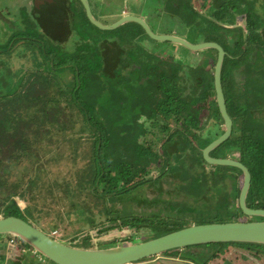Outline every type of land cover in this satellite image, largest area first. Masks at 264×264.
<instances>
[{"label":"trees","instance_id":"1","mask_svg":"<svg viewBox=\"0 0 264 264\" xmlns=\"http://www.w3.org/2000/svg\"><path fill=\"white\" fill-rule=\"evenodd\" d=\"M238 1L240 5H243L241 0ZM34 3V6H31L30 10L33 9L32 15L38 26H43V22H47L48 19L55 22L53 29L46 27L47 35H50L48 37L49 40H38V44L40 45L41 42L45 41L42 44L45 56L47 57L45 60H50L52 65V67L49 64L46 66L43 63L45 71L50 72L51 69H56L57 71H68L72 74L70 80L66 81L61 78V82L66 87L68 86L69 89H67L70 91L72 98L68 94L63 98L66 102V106L64 107L57 100L56 106L52 109V118L54 120L46 121L49 123L48 129L43 133L34 134V136L50 137L56 134L55 131L67 130V124H70L71 127H76L77 124H80L78 131L90 137L92 151L94 152L92 156L94 169L91 181L87 184V187L90 188L92 193L103 200L104 210L102 212L106 211L107 215L113 216V219L109 220L111 224L108 226L104 225L100 232L106 233L113 229H121V226L129 224V215L133 216V213H135L131 207H128L129 203L127 201L129 199L127 196L147 182L143 179L138 181L136 179L139 173H142L141 177L149 173L150 152H153L151 150H153L155 144L145 137L148 136L153 127L159 128V131L164 135H168L163 147L168 152L165 159L168 161V164L172 165L166 172L180 171L182 173L181 178L187 184L181 187L185 192L189 193L188 197H193V195L200 193L201 189L204 186L206 187L208 181L204 171L206 165H209V163L205 160L202 150L198 154L200 156L195 154L193 162L190 160V156L187 157V153L192 151L189 146L194 141L192 140L193 137H196L198 135L196 134L197 131L203 127L200 124V112L208 109L211 115L212 108L213 116L224 121L216 101L214 75H211V69H209L211 68V62L216 63L217 59L213 56H217L218 51L207 48L196 52L202 55L201 59L206 62L208 69L203 65L191 69H188L186 66H183V68L182 65H179V67H168L166 64H163V61L160 63V59L146 49L144 44L140 43V35L145 30L137 22H127L112 30L101 29L89 20L85 10L84 13L76 11L72 7L73 3L69 7L67 3L57 4V1L53 0H43L39 3ZM245 4V8H252L253 3L249 5ZM222 7L224 10H227L229 5L224 3ZM70 10L73 12L70 13ZM258 14H256V17ZM250 16L252 15L249 14L247 16L248 20H250ZM72 17L75 19L73 27L77 30L82 40L85 39V41L81 45H78L75 52H62L61 45L66 42V36L71 25L70 18ZM252 29L256 30L254 23L250 26V30ZM29 31H31L29 35L32 36L38 34L37 31L39 30L29 29ZM256 34V31H251L249 38H252L253 41L248 44L245 40L244 42H240V39L236 42L230 41L228 42L229 44H224L222 39H218L227 50L222 69V82L226 103L229 113L234 120V125L231 136L215 148L214 151L228 149L238 152V155L235 154L237 155L235 159H239L247 165L252 177L251 187L247 196V205L252 208H264V126L261 125L264 122V113H256L255 111L264 106V67H262L263 70H251L250 76L245 75L243 80H238L242 75L236 74L238 72L237 68L242 64V61L248 60L247 63H250L251 60L248 56H250L251 51H254L256 48H261L264 51V45L260 43V39L257 40ZM107 35L109 36L107 46L112 52L104 58L105 54L103 53L102 44L106 43L104 39H106ZM146 35L148 36V34ZM113 39L114 41H112ZM30 40L35 41V39L31 38ZM163 44L165 45L164 42ZM117 47L120 48L119 53L117 52ZM179 47H181V54H188L189 49L184 46H168L172 50ZM239 55L243 57L237 61L235 58H239ZM5 64L7 66L6 60H0V142L2 145L11 142L15 149H19L17 151L27 152L30 151V145L27 142L29 140L28 135L22 130H18L17 125L27 117L24 113L28 108H31L33 105H39L34 102L37 95L34 96L32 94L33 90L27 87L29 79L35 76V74L32 73L28 78H21L20 81L23 83V88L17 86L18 90L16 88L11 95H7L3 91L11 85V80L9 79V74L11 73L8 70H4L2 66H5ZM183 69H187L186 73ZM41 72H38V74ZM180 73L183 74L180 76ZM55 77L57 79L60 78L57 74H55ZM179 78L182 81H179ZM197 78L202 79V84L198 85L197 88L199 92L196 89V91L186 94ZM48 82L46 81L47 84ZM241 82L245 88V95L240 98V102L236 103L233 87ZM160 93H162L163 101L157 102L152 106L151 102H155L156 94ZM212 96H214V101L211 102ZM189 98H192V101L190 99L189 102ZM23 100L27 103L25 106L22 103ZM169 100L172 101L170 102ZM191 105L193 108H191ZM39 111V119L48 118L49 111L45 108V105ZM159 114L162 115V118L167 123L171 119L177 123L182 121L180 128L176 129L175 132H169L167 124H160L158 126L160 122L158 119ZM65 116H67V119L64 118ZM30 118L35 117L32 115ZM13 130L14 132L11 133ZM63 135L65 134L63 133ZM175 140H178V142L175 143ZM200 142H202V139ZM171 144H174L179 152H171L169 149ZM207 145L208 143H204V147ZM189 161L191 163L185 166V163ZM7 164L11 168L10 159H8ZM198 165L203 168V170L199 169L203 172H199L195 176L192 174V168ZM214 166L220 167L219 165ZM231 168L238 172L235 177L240 174L243 175L241 169L236 167ZM7 171V167L0 161V192H5L7 184V176L5 174ZM224 173L225 171L220 170L212 171V184H214V189L217 192L222 190L221 187H217L216 185H218V181L220 183L224 179ZM186 174H190L191 179ZM35 177V175L28 176L32 185H34L33 187L37 184ZM196 177L199 179L198 184H195ZM131 182L132 185H127ZM80 186L83 187L82 184ZM101 186L103 191H100ZM232 186L233 188L235 187L234 190H230L229 192L224 191L223 199H220L215 205L218 211L225 208L226 215L242 212L239 204L234 209L235 205H233L231 200L234 195L239 197L241 188L237 184L236 186L232 184ZM10 188L12 191L8 192L4 199H1L0 214L3 216H18L27 221L31 220L32 218L25 213V210L26 212L31 210L29 208L30 205L26 209H23L16 200V198L25 200L26 193L22 191L18 192V188L15 186ZM66 192L69 193L70 191L66 189ZM119 199H123L121 200L123 204L117 210L116 202L120 201ZM110 203L111 206L109 205ZM170 207L175 209L177 206L171 205ZM127 208L128 210H125ZM187 209H193V207L181 208V210ZM202 214H207L209 217L211 216V211L204 209ZM91 223H94V219ZM181 223L172 226L153 225L150 231L159 230L163 231V233L153 235L145 240L183 228L182 226L185 221ZM112 242L116 243V241ZM229 245L249 250L254 249L264 253V244L260 243L216 242L173 249L163 254H175L179 252L182 253L181 257L183 259L207 264L204 260L205 255H200V252H194L193 249L195 247L210 249L213 252L212 256H216L218 252L222 253ZM75 246L90 247L87 245ZM35 258H38L37 260L48 259L43 256L42 259H39V257ZM49 262L53 264L52 261L49 260Z\"/></svg>","mask_w":264,"mask_h":264},{"label":"rangeland","instance_id":"2","mask_svg":"<svg viewBox=\"0 0 264 264\" xmlns=\"http://www.w3.org/2000/svg\"><path fill=\"white\" fill-rule=\"evenodd\" d=\"M132 1L134 0H122L123 6H121L119 2L113 1V9H115V11L118 9L119 12H121L122 7L123 10H129ZM135 2H138V0H135ZM90 3L93 13H95V17L103 23L110 24L118 20L117 16H113V18L109 17L107 19L101 17L99 10L94 5V0H90ZM156 3V1L153 3L151 1H147L145 4L143 3L144 11H150V9L160 7L159 5L155 6ZM212 4L219 6L221 2L220 0H213ZM138 5L141 7L140 4ZM11 6L13 9L16 7V5L13 4H11ZM73 8L76 11L82 10V5H80L79 0H74ZM155 11L158 12L157 9H155ZM20 15L22 17H30L27 15L26 11H22ZM150 17L152 19L150 20V18H147V22L154 31L161 33L170 32V29L166 27L159 29L156 27V21H165V13L159 15L157 13ZM71 20L74 21V19ZM236 21L238 22L240 20ZM220 24H223V26L228 29L237 25L235 22L234 24L220 22ZM238 24L245 30L247 29V24H241V22ZM262 31L264 32V30ZM75 33L76 32L71 29L69 35L70 38L65 44L61 45L62 52H74L76 50V44L78 43L79 38ZM202 33L203 34L199 37L200 41L206 40L210 36L213 37L208 31L203 30ZM17 41H14L11 48L7 51V53L10 52V55H0V57L4 58L3 60H6L7 62V66L5 64V66L3 65L2 67H4V70H8L11 73L9 74L11 85L7 89H4L3 92H6L7 95H11L17 86L23 88V83L20 79L23 77L28 78V76L33 73L35 76L29 79L27 87L28 89L31 88L33 90L32 94H34V96L37 95L34 102L39 105H33L31 108H28L24 113L27 117L17 125L18 130H22L28 135L29 140H27V142H29L30 151H17L19 149H15L11 142L6 145H2L0 142V161L8 170L5 174L7 176L5 192H0V203L1 199H4L7 193L12 191L10 187H17L18 192L22 191L26 193L25 200L20 198H16V200L23 209H26V207L30 205L29 208L31 210H28L27 212L25 210V213L32 218L31 220L29 219L31 223L46 233H53L60 241L66 244L72 246L87 245L90 246L89 248H106L125 243L144 241L146 238L152 237L153 235L163 233V231L159 230L154 232L150 231L153 225L172 226L178 223L182 224L181 222L185 221L182 227H186L192 225L193 222H228L239 218L241 220L253 221L264 220V216L245 217L246 215L242 212L226 215L225 208L220 211L215 208L217 203L216 200L223 197L224 191L229 192L230 190H234L235 187L233 188L232 184L235 186L237 184L240 188L242 187L243 175L240 174L235 177L238 172L231 167H214V170L225 171L224 179H222L220 183L218 181V185H216L217 187H221L223 192L222 190L217 192V190L214 189V184H212L213 180L211 179L212 169L208 165L204 171L205 177L208 180L206 187L204 186L197 195L188 197L189 193L185 192L181 187L182 185L187 184V182L181 178L182 173L180 171L167 173L165 168L162 167L163 157L154 154L150 158V165L148 166L149 173L143 177L140 176L142 173L137 175V181L143 179L147 182H145L144 185L139 186L127 196L129 199V201H127L129 203L128 207H131L135 212L133 213V216L129 215V224L121 226V229L117 228L106 233H101L100 230L104 225L108 226L111 224V221L109 220H112L113 216L107 215L106 211L104 213L102 212L104 210L103 200L92 193L90 188L87 187V184L91 181L94 169L92 158L94 152L92 151V141L90 137L88 135H83L84 133L82 134L81 131H78L80 124H77L76 127H71L70 124H67V130L55 131L56 134L50 137L43 138L41 136H34V134L43 133L48 129L47 126L49 123L46 121L54 120L52 118V109L56 106V103L60 101V105L64 107L66 106V102L63 98H65L67 94L72 98L70 91H68V86L66 87V85L61 82V78L66 81L70 80L72 74L68 71L60 72L56 69H51L50 72L45 71L46 69L43 64H40L41 61H44L45 58H47L42 47V44H44L45 41L41 42V45H38L35 42L22 44L19 40ZM140 41L141 44L145 45L146 49L160 59V63L163 61V64H166L168 67H179V65H182V67L186 66L188 69H191L203 65L208 69L206 67V62L201 59L202 55H199L194 51H189L188 54L184 55L180 53V50L176 52L168 48V43L164 45L163 42H160L161 44H159L156 42L157 40L154 41L151 38L144 39V37H140ZM102 49L105 54L104 58L112 52L109 50L106 43L102 44ZM117 52H120V48L118 47ZM36 57L37 59H35ZM214 58H216V56H214ZM250 58L251 61L249 64L247 63L248 60H245V62L242 61L238 73L243 74L245 70H263L264 51L261 48L255 49L251 53ZM235 59L238 61L241 57ZM39 64L40 66H38ZM213 64L214 63L211 62V68H209L211 69V75H214L215 67H213ZM186 70L183 69L185 73ZM38 72L41 73L38 74ZM55 74L60 78L57 79ZM240 78L241 77H239L238 80H240ZM46 81H49L48 84ZM201 84V78L195 79L193 86L187 90L186 94L196 91L198 85ZM197 91L199 92V89H197ZM233 91L236 103L240 102V98L245 93L243 87L237 88V85H234ZM190 99L192 101V98H189V102ZM169 101L171 102L172 100ZM259 101L261 100L259 99ZM22 103L24 106L27 104L24 100ZM85 104L87 105V103ZM43 105H45V108L49 111L47 119L38 118L40 116L39 110H42ZM191 108H193L192 105ZM255 111L256 113L260 112L263 114L264 106ZM32 115L35 118L31 119L30 116ZM64 118L67 119V116ZM158 119L160 120L158 126L160 124H167L169 132H175L176 129L180 128L182 122L179 121L177 123L175 120L171 119L169 120L170 122L167 123L161 115H158ZM199 119L201 120L200 124L203 127L197 131L196 134L198 135L193 137L192 140L194 141L190 143L193 150L191 152L189 151L190 153H187L188 155L186 154L187 157L190 156L192 162L194 161L193 157L195 158V154L197 152L198 154L201 153L199 150L204 148V143H208L209 145L224 133L222 132V129H218L219 126L224 127V123L216 124L208 109L200 112ZM148 125H150V123H148ZM261 125L264 126V122ZM215 129H218V131H215ZM13 132L14 130L11 133ZM63 133L65 135H63ZM162 134L163 133L159 131V128L155 127H153L148 134L149 141H152V143L155 144L154 147L157 151L158 149L160 150L159 147L163 138ZM201 139L202 142H200ZM177 142L178 140L175 141V143ZM171 146H174V144H171ZM235 154L238 155V152L228 149L213 152L214 157H227L228 155H231L235 158L237 157ZM9 156L11 157L9 158ZM8 159L11 160V168H9L10 166H7ZM190 163V161L185 163V166ZM199 169L203 170L201 166L193 167L192 174L197 176L199 172H203ZM29 175L36 176L35 179L37 180V184L35 187H33L34 185H32L31 180L28 179ZM186 176L191 179L190 174H186ZM2 180H4V178H2ZM195 180V184H198L199 179L196 177ZM81 184L83 187L80 186ZM127 185H132V182ZM127 185L125 186L127 187ZM66 189L70 192H66ZM71 191H73V193H71ZM100 191H103L102 186ZM217 195L218 198L216 197ZM238 198V196L234 195L231 199L233 205H235L234 209L238 206ZM119 200L120 201L116 202L117 210H119L123 204L121 201L123 199ZM109 205L111 206V203ZM171 205L177 207L172 209L170 207ZM1 206L2 205L0 204V208ZM188 206L193 207V209L181 210L182 207ZM204 209H209L211 211V216L208 217L207 214H202ZM125 210H128V208ZM220 213L223 214V216H221ZM93 219L94 223L92 224L91 221ZM87 237L89 238L87 239ZM112 241H116V243H113ZM193 250L194 252H200V255H205L204 260L207 264H264L263 252L254 249L249 250L235 245L227 246L222 253L218 252L216 256H212V250L207 248L195 247ZM29 251H31L30 247H27L23 240L16 238L13 235H5L0 238V264H24L26 261H31L29 262L30 264H38L39 260H37L38 258H35L38 257V255H34L35 257L31 256ZM181 255L182 253L179 252L175 254L162 253L145 261L132 264H200L189 259H183ZM41 258L42 257L39 255V259ZM43 264L51 263L47 259Z\"/></svg>","mask_w":264,"mask_h":264},{"label":"water","instance_id":"3","mask_svg":"<svg viewBox=\"0 0 264 264\" xmlns=\"http://www.w3.org/2000/svg\"><path fill=\"white\" fill-rule=\"evenodd\" d=\"M86 9L89 20L101 29L112 30L129 21L142 25L147 33L157 40H172L183 43L193 50L216 48L218 58L214 68V86L217 104L225 123V131L203 149L207 162L212 165L231 166L242 170L243 184L238 198L239 206L246 217L264 216V208H252L247 205V196L251 187V172L241 160L232 157H214L211 152L224 143L233 132V118L226 103L222 83V69L225 50L215 41L193 44L187 39L171 34H157L141 15H126L111 24H104L95 17L89 0H80ZM13 235L23 240L34 255L48 258L53 264H132L151 258L173 249H181L216 242H253L264 244V220H236L228 222L193 223L192 225L171 231L164 235L133 243L106 248H83L66 244L53 235L21 217L0 214V238Z\"/></svg>","mask_w":264,"mask_h":264},{"label":"crops","instance_id":"4","mask_svg":"<svg viewBox=\"0 0 264 264\" xmlns=\"http://www.w3.org/2000/svg\"><path fill=\"white\" fill-rule=\"evenodd\" d=\"M69 1H71V0H69ZM69 1L67 2L68 6H70V4H71V2H69ZM113 1H117V2H119V4L121 6H123L122 0H94V5L99 10V14L101 15V17L107 19L109 17L113 18V16H117L118 19H120L121 17L126 16V15H141L143 17V19L147 22V18H150V20L152 19L150 17L151 15H156L157 13L159 15V14L165 13V16H166L165 21H161L157 18L159 21H156V24H157L156 27H157V29L166 27V28L170 29V32H168V33L156 32L153 30V28L147 22L153 32H155L157 34L175 35L177 37L187 39L188 41H190L193 44L215 41V42H218L219 44H221L223 46L225 52H226V49L224 47L225 43L229 44L228 42H230V41L236 42L239 39H240V42L241 41L244 42V40H245V42L247 44L251 43L253 41L252 38H249V36L251 35V31L252 32L256 31L257 32V34H256L257 40L260 39V43L262 45H264V32L262 31V30H264V0H241L243 5H240L239 4L240 2L239 1L237 2V0H220L221 4L219 6H215L214 4H212L213 0H144V2H143V0H138V2H135V0H134L131 2L129 10L128 9L123 10L122 9L123 7H122L121 12H119L118 9L116 11H115V9H113V5H112ZM147 1L148 2L151 1L152 3L154 1H156L157 3L155 4V6L156 5L160 6V7L155 8L158 10V12L155 11V9H150V11H144V6L142 4L143 3L145 4ZM10 2H11V4L16 5V2L13 1V3H12L11 0H4V1L2 0V2L0 4V55L1 54L10 55V52L7 53V51L9 50V48H11L12 43L14 41H17V40H19V42H22V44L23 43L30 44L29 42L38 43L39 39H44L45 41H48L49 40L48 37L50 35L49 34L47 35V28L53 29L55 27V22L53 20L48 19L47 22H43V24H42L43 26H38L34 20L33 15H32L33 9H31V11L28 12L29 15H31L30 18L20 17V15L17 14V9H16L17 5L13 9ZM72 3H73L72 4V7H73L74 1ZM224 3H227L229 5L227 10H224V8L222 7V4H224ZM250 3H253L252 8L251 9H249V7L245 8L244 4L249 5ZM6 4H9V5H6ZM24 4L28 5V6L30 5L29 8L31 7V3L29 0H25ZM138 4H140L141 7ZM202 4H207V5H202ZM90 5H91V3H90ZM84 9L85 8H83V11H81V10H77V11H81L82 13H84ZM247 11H248V13H247ZM85 12H86V9H85ZM92 12H93V10H92ZM161 12H163V13H161ZM259 12H261V13H259ZM93 14L95 15V13H93ZM249 14L252 15V16H250V20L247 19V16ZM256 14H258L257 17H256ZM236 20H240V21L237 22ZM70 22H71L72 26L70 25L69 32L67 33V36L66 35H64V36H66V38H67L66 42H67L68 39L70 38L69 35L71 32V29H72V31L74 30L76 32L75 33L76 36L79 38V41L76 44V49H77L78 45H81L85 41V39L82 40V38L78 35L77 30L75 28H73L74 21H72L70 19ZM129 22H135V21H129ZM211 22H212V25H211ZM220 22H225L228 24H234V22H235V24H237V25L234 26L233 28L228 29V28H225L223 26V24L221 25ZM239 22H241V24H243V23L247 24V29L245 30L242 26H239V24H238ZM252 23H254L256 30H253V29L250 30V26L252 25ZM9 24H12V25H9ZM104 24H108V23H104ZM156 24H154V25H156ZM120 26H118V27H120ZM29 29L39 30V31H37L38 34L32 33L34 35H32V36L29 35V33L31 32V31H29ZM203 30L210 32L213 35V37L214 36H216V37L213 38L210 36L206 40L200 41L199 37L203 34L202 33ZM145 33L148 34L147 31L145 30L144 33H141L140 37H144V39H147V38L150 39L151 38L154 41L157 40V39H153L149 34H148V36H149L148 37ZM28 37H29V39H27ZM30 38L35 39V41L30 40ZM218 39H222L224 44L219 42ZM104 40H105L104 42H106V44H107V41L109 40V36L107 35L106 39H104ZM112 41H114V39ZM17 42H15V43H17ZM156 42H158L159 44H160V42H165V44L168 43L169 45H167V46H170V45L171 46L172 45L173 46H184V47L188 48L189 51H194L195 53L198 51H202V50H193L181 42L172 41V40H168V39L167 40H157ZM65 43H63V44H65ZM244 46H246V45L244 44ZM209 48H211V47H209ZM180 49H181V47L174 49V51L177 52ZM205 49H207V48H205ZM205 49H203V50H205ZM212 49H216V48H212ZM236 51H237V48H236ZM252 52L253 51H251V53ZM251 53H250V56H251ZM239 56L243 57L241 55H239ZM250 56H248V57L250 58ZM3 59L4 58L0 57V60H3ZM35 59H37V57ZM41 63L42 64L44 63L46 66H48V64L51 65L50 60L49 61L44 60V61H41L40 64ZM223 64H224V62H223ZM215 65H216V63H215ZM51 67H52V65H51ZM182 74L183 73H180V76ZM178 80L182 81V79H180V78ZM160 101H163L162 93L156 94V100H155V102H151V105L154 106L155 103L160 102ZM212 101H214V96L211 97V102ZM216 101H217V99H216ZM212 110H211V115H212V118L215 120L216 124H220L222 122L224 123V121H221L219 118L213 116ZM159 115H161V114H159ZM218 129H222V132H224L225 131V123H224V127L219 126ZM218 129H215V131H218ZM162 135H163V138H162L161 145L159 147L160 150L158 149V151H157L154 147L152 150L153 152H150V153H151V157L154 154L156 156L161 155L163 157L162 167H164L165 170H168L172 164H170V163L168 164V161L165 159V157H167V155H168V152L163 147L165 140L168 138V135H164V134H162ZM145 138H148V136ZM175 141H177V140H175ZM150 142H152V141H150ZM189 148L191 150H193L192 145H190ZM204 148L200 149L199 151L202 150V153H203ZM169 149L171 152L172 151L173 152H179V150L175 147V145L170 146ZM213 151L211 152V155H212ZM155 152L158 154H156ZM196 154H198V152ZM203 156H204V154H203ZM228 156L232 157L230 155H228ZM198 166H196V167H198ZM206 166H208V165H206ZM209 166L211 167V169L213 171L215 166L210 164V163H209ZM170 173H172V172H170ZM216 197L218 198V195ZM218 199L216 200V202L220 201V199H223V197L218 198ZM238 204H239V202H238ZM51 235H53L54 237L57 238V236L54 235L53 233H51ZM29 252H30L29 254L32 256L33 254H31V251H29ZM44 261H46V260H43V259L39 260L38 264H43ZM29 262L30 261H26V262H24V264H30Z\"/></svg>","mask_w":264,"mask_h":264},{"label":"flooded vegetation","instance_id":"5","mask_svg":"<svg viewBox=\"0 0 264 264\" xmlns=\"http://www.w3.org/2000/svg\"><path fill=\"white\" fill-rule=\"evenodd\" d=\"M4 1V0H3ZM12 2L14 1V2H16V5L18 6V8H16L17 9V14H19L20 15V13L22 12V11H26V13H27V15H29V11H31L30 10V8H29V6L28 5H25L24 4V2H25V0H11ZM30 1V3H31V6L33 7L34 6V2H37V3H39L40 1H43V0H29ZM46 1H49V0H46ZM53 1H57V4H60V3H64V4H66L69 0H53ZM74 0H71V1H69V2H73ZM80 1V0H79ZM1 2H2V0H0V4H1ZM4 3V2H3ZM2 3V4H3ZM80 4L82 5V3H81V1H80ZM7 5V4H6ZM69 7V6H68ZM13 8V7H12ZM83 8H84V5H82V10L81 11H83ZM85 10V9H84ZM15 11V10H14ZM71 12H73V11H71L70 10V13ZM30 16V15H29ZM20 17H22L21 15H20ZM27 18H30V17H28L27 16ZM70 19H74V17H72V18H70ZM74 21H75V19H74ZM71 23V22H70ZM72 26V25H71ZM74 28V27H73ZM250 41V40H249ZM36 44H38V43H36ZM39 45V44H38ZM256 49H258V48H256ZM255 50V49H254ZM226 53H227V50H226ZM218 58V55H217V57H216V59ZM250 60H251V58H250ZM216 62V61H215ZM214 66H215V64H214ZM240 67V66H239ZM237 69H239V68H237ZM250 71L251 70H245L244 72H243V74H240V73H236V74H239V75H243L242 77H241V79L240 80H243L244 78H245V75L247 76V75H249L250 76ZM223 83V82H222ZM237 87H243V89H244V92H245V88H244V86L242 85V82L241 83H239L238 85H237ZM225 93V92H224ZM244 95H245V93H244ZM243 95V96H244ZM242 96V97H243ZM227 108H228V106H227ZM229 111V110H228ZM231 115V114H230ZM232 117V116H231ZM234 121V120H233ZM234 125V124H233ZM31 262V261H30Z\"/></svg>","mask_w":264,"mask_h":264},{"label":"clouds","instance_id":"6","mask_svg":"<svg viewBox=\"0 0 264 264\" xmlns=\"http://www.w3.org/2000/svg\"><path fill=\"white\" fill-rule=\"evenodd\" d=\"M30 250H31V248H30ZM32 251V250H31ZM31 254H32V252H31ZM33 256V255H32Z\"/></svg>","mask_w":264,"mask_h":264}]
</instances>
